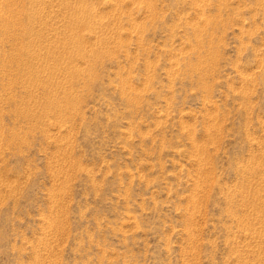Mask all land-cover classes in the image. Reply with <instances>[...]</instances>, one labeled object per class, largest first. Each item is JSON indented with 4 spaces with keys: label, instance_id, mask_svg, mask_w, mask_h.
Returning <instances> with one entry per match:
<instances>
[{
    "label": "rangeland",
    "instance_id": "obj_1",
    "mask_svg": "<svg viewBox=\"0 0 264 264\" xmlns=\"http://www.w3.org/2000/svg\"><path fill=\"white\" fill-rule=\"evenodd\" d=\"M0 23V264H264V0Z\"/></svg>",
    "mask_w": 264,
    "mask_h": 264
},
{
    "label": "bare ground",
    "instance_id": "obj_2",
    "mask_svg": "<svg viewBox=\"0 0 264 264\" xmlns=\"http://www.w3.org/2000/svg\"><path fill=\"white\" fill-rule=\"evenodd\" d=\"M12 5V4H11ZM16 5V4H15ZM13 7V6H12ZM19 7V6H18ZM22 9V8H21ZM24 10V9H23ZM4 11V10H3ZM8 12V11H7ZM14 13V12H13ZM17 15V14H16ZM18 15H20V14H18ZM3 18V17H2ZM1 18V19H2ZM11 19V18H10ZM8 20V19H7ZM12 21V20H11ZM10 22V20L7 22V23H9ZM15 22V21H14ZM0 24H2V23H0ZM15 24V23H14ZM14 24H12V25H14ZM19 25V24H18ZM8 26V25H7ZM10 26V25H9ZM5 27V26H4ZM3 27V28H4ZM16 27V26H15ZM8 28V27H7ZM40 38V37H39ZM38 42V41H37ZM58 47V46H57ZM18 48V47H17ZM41 48V47H40ZM59 51V50H58ZM17 53V52H16ZM19 53V52H18ZM28 53H29V51H28ZM53 53V52H52ZM20 55V54H19ZM45 55V54H44ZM62 55H63V53H62ZM24 57V56H23ZM46 58V57H45ZM63 58V57H62ZM26 59V58H25ZM32 60V59H31ZM61 60V59H60ZM28 64V63H27ZM33 64V63H32ZM62 64V63H61ZM10 68V67H9ZM26 69V68H25ZM24 70V69H23ZM34 73V72H33ZM23 75V74H22ZM33 76V75H32ZM43 76V75H42ZM37 77V76H36ZM45 77V76H44ZM43 77V78H44ZM39 78V77H38ZM37 78V79H38ZM6 79H8V78H6ZM11 79V78H10ZM46 79V78H45ZM16 80V79H15ZM31 81V80H30ZM39 81V80H38ZM13 83H14V81H13ZM24 83V82H23ZM39 83V82H38ZM27 84V83H26ZM58 86V85H57ZM32 87V86H31ZM9 89H10V86H9ZM26 89V88H25ZM65 89V88H64ZM46 90V89H45ZM10 91V90H9ZM13 90L11 89V91L10 92H12ZM48 91V90H47ZM64 91V90H63ZM29 95H30V93H29ZM31 96V95H30ZM53 102V101H52ZM50 107V106H49ZM27 110V109H26ZM22 127V126H21ZM5 132V131H4ZM15 133V132H14ZM4 135H6V134H4ZM17 136V135H16ZM15 137V136H14ZM7 139V138H6ZM11 140V139H10ZM13 142L15 141V139H13L12 140ZM11 141V142H12ZM1 143V142H0ZM9 143V142H8ZM6 145V144H5ZM10 145V144H9ZM1 149V148H0Z\"/></svg>",
    "mask_w": 264,
    "mask_h": 264
}]
</instances>
